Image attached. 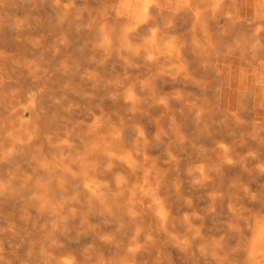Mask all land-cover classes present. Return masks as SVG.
Here are the masks:
<instances>
[{
	"label": "clouds",
	"instance_id": "obj_1",
	"mask_svg": "<svg viewBox=\"0 0 264 264\" xmlns=\"http://www.w3.org/2000/svg\"><path fill=\"white\" fill-rule=\"evenodd\" d=\"M260 113L264 0H0V264H264Z\"/></svg>",
	"mask_w": 264,
	"mask_h": 264
},
{
	"label": "rangeland",
	"instance_id": "obj_2",
	"mask_svg": "<svg viewBox=\"0 0 264 264\" xmlns=\"http://www.w3.org/2000/svg\"><path fill=\"white\" fill-rule=\"evenodd\" d=\"M177 257H179V254H177ZM177 264H182V259H178Z\"/></svg>",
	"mask_w": 264,
	"mask_h": 264
},
{
	"label": "crops",
	"instance_id": "obj_3",
	"mask_svg": "<svg viewBox=\"0 0 264 264\" xmlns=\"http://www.w3.org/2000/svg\"><path fill=\"white\" fill-rule=\"evenodd\" d=\"M226 103H227V98H226ZM261 115H264V113H262Z\"/></svg>",
	"mask_w": 264,
	"mask_h": 264
},
{
	"label": "bare ground",
	"instance_id": "obj_4",
	"mask_svg": "<svg viewBox=\"0 0 264 264\" xmlns=\"http://www.w3.org/2000/svg\"><path fill=\"white\" fill-rule=\"evenodd\" d=\"M262 113H260L259 115H261Z\"/></svg>",
	"mask_w": 264,
	"mask_h": 264
}]
</instances>
